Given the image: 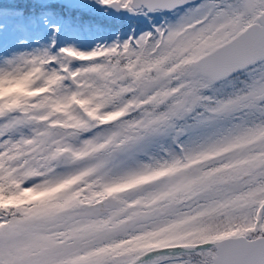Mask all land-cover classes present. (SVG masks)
<instances>
[{
    "label": "snow or ice",
    "instance_id": "snow-or-ice-1",
    "mask_svg": "<svg viewBox=\"0 0 264 264\" xmlns=\"http://www.w3.org/2000/svg\"><path fill=\"white\" fill-rule=\"evenodd\" d=\"M0 264H264V0H0Z\"/></svg>",
    "mask_w": 264,
    "mask_h": 264
}]
</instances>
